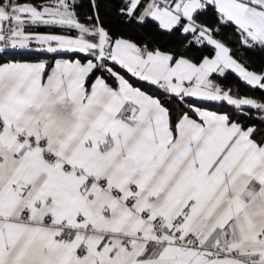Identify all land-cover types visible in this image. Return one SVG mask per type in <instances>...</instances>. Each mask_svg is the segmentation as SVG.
Instances as JSON below:
<instances>
[{
	"label": "snow or ice",
	"instance_id": "6c2138e0",
	"mask_svg": "<svg viewBox=\"0 0 264 264\" xmlns=\"http://www.w3.org/2000/svg\"><path fill=\"white\" fill-rule=\"evenodd\" d=\"M0 264H264V0H0Z\"/></svg>",
	"mask_w": 264,
	"mask_h": 264
}]
</instances>
